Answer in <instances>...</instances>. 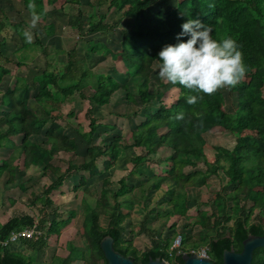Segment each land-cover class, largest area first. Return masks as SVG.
<instances>
[{
  "label": "trees",
  "instance_id": "16d2710c",
  "mask_svg": "<svg viewBox=\"0 0 264 264\" xmlns=\"http://www.w3.org/2000/svg\"><path fill=\"white\" fill-rule=\"evenodd\" d=\"M28 2L29 0H23L25 9L30 14ZM34 2L37 11L41 13L40 22L47 20L51 13L65 11L67 5L75 7L77 13L74 16L75 26L80 33L84 30V19L87 17L89 19L87 34L114 31L115 26L106 23L108 13L99 12L104 4L109 5L108 12L115 10L125 19L131 20V27L121 32V49L109 53L115 61H122L128 67L130 76L141 80L138 92L143 101L149 96L150 103L152 101L160 103L157 111L143 114L144 121L133 133V147L144 150L143 155L136 157V163L151 162L152 157L164 147L173 152L167 173L150 180L155 182L156 189H160L161 184L168 181L176 186L170 200L175 216L187 217L189 211L187 189L198 176L206 173L222 177L219 176L222 171L228 179L227 185L234 186V205L229 206L228 194L217 192L213 202L215 212L209 216L208 212L199 211L198 216L193 218L195 224L203 228L204 233L200 234L196 241L188 234L185 236L181 234L182 250L187 252L190 249L208 246L211 261L223 264L225 250L234 249L241 252L243 241L249 236H264V227L253 222L256 211L264 212V94L259 87L260 83L264 84V0H97L96 3L92 0H34ZM86 8L93 10L88 16ZM156 8L159 9L156 11ZM147 14L154 20V26L143 24V18H147ZM189 18H199L202 23L210 26L214 39L220 40L230 36L241 46L240 50L243 52L248 72L243 82L229 90L231 96L238 97L243 102L235 115L225 110L219 91L212 96H204L197 105L186 103V97L196 93H190L179 84L173 85L179 90V94L178 99L175 98L171 103L164 100L165 92L150 93L154 66L160 63L159 51L166 45L178 43L176 37L181 32V24ZM28 25L26 21L10 24L8 16L0 8V33L7 35V31L12 29L20 38L22 51L14 62L2 54L1 45L6 41V37L4 36L0 42V104L8 110L4 114L8 130L3 134L0 128V148L5 147L4 142L9 143L12 137H23L20 146H13L14 156L2 162L0 175L6 170L12 174L13 162L17 158L23 159L25 166L41 167L44 173L62 171L61 168L54 166L53 161L59 158L61 153H76L78 150L76 140L65 134L62 107L70 97L78 94L80 99L89 100L93 107L94 105L104 107L110 104L117 92L123 91L128 102L136 103L135 95L128 84H122L112 75L95 74L80 68L77 62V46L68 52L67 64L61 75L51 70V65H48L46 70L35 78L33 84L17 77L6 91L1 90L5 77L11 74L4 65L13 63L19 68L25 66L27 64L25 51L38 50L47 57L49 55L48 48L37 33H34L32 43L25 41L22 33ZM55 27L53 22L47 25L48 36L54 35ZM182 39L186 40L187 37ZM91 50L93 51L92 47ZM88 79H93L89 88L90 95H87L85 90V81ZM169 85L172 84L160 79L161 89H167ZM32 87L37 89V95L33 96L35 101L50 119L45 142L50 148H43L30 140L32 135L41 134L49 123L48 120L38 119L35 112L29 108ZM179 112L184 113V119L177 121L174 117ZM197 112L202 113L199 119ZM94 114V108H90L87 113L90 130L82 135L89 145L84 163L82 165L69 163L68 168L58 179L45 188L44 196L40 200L44 208L40 227L45 229L46 236L60 235L61 229L76 217L73 210L69 213L68 219H63V214L54 206L52 193L80 171L87 172L92 177L106 174L122 152L130 147L122 143L121 136L115 137L104 146L93 145V136L100 128L105 127L109 131H116L119 128L114 124L98 123V118ZM69 116L74 117V114ZM217 127L232 132L237 136V140L233 150L216 147V160L210 163L204 153L206 145L204 135ZM101 158H107L103 163V169L97 164ZM200 164L206 168L205 173L198 170ZM126 181L125 178L120 180L121 187L114 191L108 188L112 184L108 180L105 183L106 190L103 191L97 206L95 208L84 206L83 238L88 249L89 264H107L100 247L106 236L113 237L115 249L132 258L135 264H146L150 258H161L170 264H175V261L183 264L182 256H178L175 261L169 258L170 246L179 234L173 239L155 242L157 244L152 249L142 253L134 248L132 241L123 240L124 223L129 216L123 212L119 197L126 191ZM86 183L87 178L82 176L74 190L78 191ZM133 189L129 188L128 191ZM249 203H252V206L247 208ZM101 215L110 217L107 228L100 224ZM222 221H232L233 225H224ZM34 223L35 219L30 216L14 218L0 228L1 239L6 240L13 231L32 226ZM45 239L28 241L27 244L30 248L42 250L46 246ZM9 248L0 244V264H33L28 256L13 252ZM87 255L86 252L72 251L65 259L54 258L52 264H73L77 260L86 262ZM252 264H264V249L255 252Z\"/></svg>",
  "mask_w": 264,
  "mask_h": 264
},
{
  "label": "crops",
  "instance_id": "0c3cea01",
  "mask_svg": "<svg viewBox=\"0 0 264 264\" xmlns=\"http://www.w3.org/2000/svg\"><path fill=\"white\" fill-rule=\"evenodd\" d=\"M92 1L94 3L97 2V0H92ZM14 6H17V7L20 6L18 0H10L9 8L13 9ZM97 7H100V6H97ZM108 7H109L108 4H104L100 7V9L103 10L102 13H106V14L108 13L106 23L111 25V26H115V28L113 29L114 31L109 32V33H94V34H87V31L86 32L82 31L83 33L82 34L80 33L78 35L79 40L73 41V45L70 49L72 50L74 47L77 46V50H78L77 62L79 64L80 68H82L86 71H91L95 74H109V75L114 76L115 79L118 80L119 82H121L122 84H128L130 86V89L132 90V92L135 95L136 103L134 104L132 102H128L127 101V95L123 91L117 92L112 97L110 104H108L104 107H100L98 105H94V107H93V104L89 100L80 99L78 94H76V95L70 97L68 100H66L64 105L71 107L70 108L71 111L64 113L62 110V113L64 114L63 116L65 118V124H64V126H66L65 134L68 137L76 140V142L78 144V150L76 151V153H61L59 158H57L53 161L54 166L62 169V171L60 170V172L44 173L42 168L39 166H36V165L25 166L24 160L20 159V158H17L13 162L14 171L12 172V174L8 170L4 171V173L0 175V228H2L4 225H6L10 220H12L14 218L23 217V216H30V217L34 218L35 223H38L40 225V220L42 219V217L44 215L43 214L44 213L43 204L40 202V200L44 196L45 188L50 186L54 181H56L58 179L60 174L63 173L68 168L69 163L72 162L76 165H82L84 163V157L87 154V149H88L89 145H88L87 141L83 138L82 135L88 133L90 129L85 128L82 124L79 123L81 118H80L79 114L77 113L78 112V104H80L78 99H80L81 101L87 102V106L82 105L84 108L83 109V116L84 117L87 116L88 110L90 108H94V111H95L94 115L96 118H98V123L103 124V125H109V124L117 125L119 128L116 131L120 130V133L118 136H121L123 138L122 143L130 146L128 149H126L122 152V154L118 157L117 161L115 162L114 166L112 167V170H115L118 166H122L124 168V173L122 174V177L118 180L120 181L124 178L127 180L126 181L127 182L126 191L124 194H121V196L119 197V201L122 203L123 212H124L125 208H128V209L130 208L132 210L135 208V205H134L135 202L130 200V196H132V198L133 197L136 198V196L138 195V191L142 195L144 194L148 198V201H151V200H153L152 198H154L155 195H157V193L161 192L162 190L166 192L168 190V188L176 187L172 182H169V181L162 183L160 189L155 188V182L154 181H152L153 184L152 183L149 184L151 182L150 179H152L154 177L164 176L167 173L168 167H169V160L173 154V152L170 149L165 148V147L160 149L158 151V153L152 157L151 162H144V163H136L135 162L136 157L144 154L143 153L144 150L142 148L133 147V144H134L133 133H134V131L137 130V127L144 121V117L141 114V111L138 107V104H140V103L138 102L137 93H136L139 90L141 82H137V84L135 83V85L133 86L131 84L130 80H139V81H141V80L139 78H134V77L130 76V72H129L128 67L122 61H118V60L115 61L112 58L111 54L109 53V52H117L121 49V39H122L121 34L117 33L118 36L116 38H114L115 31L119 30L117 27L121 26V24H123V23L127 24V25H129V23H130V25H131V20L125 19L124 17H122L120 15V13H117L115 10L108 12ZM105 8H107V9H105ZM91 11L93 12L92 9H91ZM92 12H87V16L89 14H91ZM147 18H150L151 21H153V23H154V20L152 19V17L149 14H147ZM21 21H26L25 16L22 20L16 21L15 23H13V25L18 24ZM88 21H89V19H88ZM26 22L28 24L30 23L29 21H26ZM39 23H42V22H39ZM55 26H56V24H55ZM162 26L165 27V25H162ZM128 27L130 28V26H128ZM88 28H89V22H88ZM163 29H165V28H163ZM45 31H46V29H45ZM37 35L39 37H42L38 33H37ZM97 35H99V36L101 35L100 38H102L103 36L105 37V36H110V35L112 36L113 35V37H112L113 40L112 39L110 40V38L105 39L104 40V43H105L104 48L102 47V49H99L98 48L100 46L99 42L97 44L95 43L96 42L95 37ZM15 36L17 37L19 44H20L19 49L16 50V52H18L17 56H19L22 53V51H20L21 41H20V38L17 34H15ZM51 37H56V27H55L54 35L48 36L47 38H51ZM58 38H59L58 42L62 46L61 42L63 41V39H66V40L69 39L70 40L71 38H73V36H71V38H67V37H63L62 35H60V36H58ZM41 39H42V41H44L43 38H41ZM7 41H10V40H7ZM43 44H45V42H43ZM45 46H46V44H45ZM50 46H49V48L46 46L48 48V52H49L48 57L45 56L43 53H41L42 54L41 56L45 57L47 59V60H45V66L46 67H44L43 70L40 71L39 73H36L34 78L30 79V78H28V76H23V75H21V73H19V69L28 67V65H29L28 62L25 66H23L21 68L16 66L17 70H15V71L11 67V65H14L13 63L4 65V68L9 69L11 71V74H9L5 77V79L2 83V86H1V90L6 91L11 86V84L13 83L15 78H17V77H21V78L25 79L29 84H33L35 78L39 74L44 72V70H46L48 65H51V70H52V68H53V66L51 64L52 61H50L49 58L55 57L56 55H58V52H56V50L51 52ZM52 46L55 49L54 43ZM91 47L93 48V51L91 50ZM71 50H69L68 52H70ZM68 52H67V55H68ZM25 54L28 58L29 52L25 51ZM67 55H66V57H67ZM3 57L10 59L5 54L3 55ZM67 60H68V58H66V61ZM26 61H27V59H26ZM65 66H66V63L64 64L63 69H59V72L56 71V67L54 68L55 70H53V71H55L58 75H61L65 69ZM34 71H35V69H34ZM155 72H158V69L155 70ZM155 72H154V74H155ZM91 80H93V79H91ZM91 80L88 79L87 81H85L86 88L88 86L90 88V84L93 82ZM154 83H156L157 88L154 89V91L156 90L155 92H151L152 91L151 86L152 85L154 86ZM151 86H150V93L165 92L166 96L164 97V100L166 101V103H171L175 98L178 99L179 90L173 85H169V87L167 89H161L159 77L157 78V80H154V77H153V82H152ZM86 88H85V90H86ZM31 93H32V99L29 101V108L35 112V116L38 119L49 121L50 120L49 117L47 116L45 111L42 109V107L35 101V99L33 97V96L37 95V89L32 87ZM87 95H90V93H87ZM151 103H153V105H152L153 109L149 110V111L154 112L160 108L159 102L152 101ZM133 108H135V109L132 110ZM7 111H8L7 108L0 104V128H1V132L3 134L6 133L8 130V125L6 124V120L4 118V114ZM97 113H98V115H96ZM70 114H74V117H70L69 116ZM106 114L108 117L104 118V117H106L105 116ZM86 118H88V117H86ZM101 118H103V119H101ZM117 119H118V122H117ZM127 122L131 123L128 127H126ZM49 126H50V121H49L48 125L44 128V130L42 131L41 134L32 135L30 137L31 142L33 144H36V145L41 146L43 148H50V145L45 144V142L47 141L46 131L49 128ZM108 131L109 130L106 129L105 127L100 128V130H98L95 133V135L93 136L92 144L97 145V146H104L105 143L111 142V141H105V142L100 143L97 140L99 138V136L101 137V135H100L101 132L106 133ZM113 132H115V131H113ZM222 136H225V137L229 136L232 139L230 146H226L223 143L218 141V140H221ZM204 137L206 139V145L204 146V153L206 155L207 160L210 163H214L216 160V150H215L216 147H223V148H226L228 150H233L235 145H236V140H237V138H236L235 143H234V134L228 130H225L222 127L214 128L213 130L206 133L204 135ZM80 139L82 141H85L84 143L86 146H85L84 150H82V146L80 144ZM22 140H23L22 136H16V137H12L10 139L9 143H8V141L4 142L5 147L0 148V166L3 165L2 162L4 160H10L14 156L15 151L13 148L15 146L16 147L20 146L22 143ZM105 160H107V158L99 159L97 164H98V167L100 169H103V163ZM202 166L203 165L200 164L198 170H200V171L202 170V172L205 173L206 168H204V166H203V168H201ZM109 171L106 174L101 175V176H97V177H92V176H90L89 173L82 172V171L76 173L70 179H67L65 181L64 185L66 184V186L63 185L58 190H56L52 193V199L54 201V206L56 208H58L60 211V208L57 204V201L60 199L59 197H65L66 194L64 193V189L69 188L72 185V190H74V188L79 185L81 177L85 176L87 178L86 185L81 187L76 193H79V191H80V192H83V194H88L87 195L88 196L87 202H88L89 198L92 197L90 195L91 189H93L95 191L96 190L95 188H97V184L100 183L99 184L101 186L100 196H99L95 206L91 205V203L88 202V205L90 207L95 208L97 206V203L100 201L101 197L103 196V191L106 190L105 189V183L110 179V175H111V173ZM187 171L189 172L190 169H187ZM221 172H220L219 176H222ZM130 173H131V176H129ZM211 177L216 178V180H219V178H221V177H218L214 174H206L205 173V175L202 174V175L198 176L197 178H195L191 185L193 186L194 184H196L198 182V178L209 179ZM213 183H216V182H213ZM120 187L121 186L119 185V188ZM166 187H167V189H166ZM119 188L114 189V191H116V190L118 191ZM129 188H134V189H133V191H128ZM188 197H189V190H188ZM78 200L80 201V206H82V204H84V198H82L80 196V194H79ZM85 204H87V203H85ZM250 206H252V203H249L247 205V208H250ZM141 207L142 208L140 209V211L145 213L144 205L141 204ZM188 207H189V203H188ZM172 209H173V206H172ZM73 210L76 212L75 218H77L79 215V211L76 209H73ZM73 210H71V211H73ZM189 211H190V208H189ZM189 211H188V213H189ZM199 211L201 212V211H205V210H199ZM130 212L131 211H129L128 214ZM256 213L264 215V212L261 213L260 211H256L255 214ZM173 214H174V210H173ZM148 215L149 214H145V216H144L145 220H146ZM107 217H108V219H106L107 220L106 222H107V227H108L109 222H110V217L107 215H101L100 216V224L102 227H104L102 225V221H103V219H105ZM193 218H191V220ZM253 222H255V221H253ZM69 223L70 222H68L67 225ZM256 223H259L264 227V216H263L262 223L261 222H256ZM67 225H65V226L67 227ZM83 227H84V216H83ZM124 227H125V232H126L125 223H124ZM62 229H61V233H62ZM125 232H124V234H125ZM61 233H60V235H61ZM124 234H123V240H124ZM60 235L52 234L50 236H46V239H45L46 240V246L42 250L30 248L29 245L27 244L28 241H20V242L14 243L10 246L9 249L13 252H20V253L25 254L26 256H28L32 260L33 264H52V261L54 258L65 259L68 256H70V255L62 256L61 252L58 251L55 253V249L51 248L52 246L50 245V241H51L52 237H54V236L60 237ZM166 240L161 238V235L159 237L156 235L154 241L152 242L153 245L150 249H152L157 243H161V242H164ZM155 242H157V243H155ZM133 245H134V243H133ZM171 246H172V244H171ZM171 246H170V248H171ZM134 247H135V245H134ZM169 251H170V249H169ZM43 256L44 257L46 256L45 259L43 258ZM77 262H82V261L77 260L73 264H75Z\"/></svg>",
  "mask_w": 264,
  "mask_h": 264
},
{
  "label": "rangeland",
  "instance_id": "374dc122",
  "mask_svg": "<svg viewBox=\"0 0 264 264\" xmlns=\"http://www.w3.org/2000/svg\"><path fill=\"white\" fill-rule=\"evenodd\" d=\"M9 2L10 0H0V8L5 12L6 16L9 18V23L13 24L16 21H20L24 18H26V21L30 22V14L26 11L25 6L23 4V0H18L20 6H14L13 9L9 8ZM107 9V8H105ZM156 8L155 10L157 11ZM51 11V10H50ZM87 12H92L90 8H86ZM106 11V10H105ZM100 13L103 12L102 9L99 11ZM76 13V9L73 6L67 5L65 7V11L61 12H54L53 14L51 13L49 18L45 20L42 23H39L37 28L33 30V36L35 35L34 33L40 34L43 38V42H45L46 46L49 48L50 46V51H55L58 52V55L55 57L49 58L53 66L52 70H55L54 68L56 67V71L59 72V69L64 68V64H67L66 58H68L67 52L71 50L70 48L73 45V41H78V35L80 34L79 30L76 28V22L74 19ZM51 22L56 24V37H51L47 38L48 36L46 35L45 29L47 28V25L50 24ZM88 19H84V30L88 31ZM143 24L146 26H153L155 23L151 21L150 18H143ZM45 26V27H44ZM131 27L130 23L129 25L127 24H121V26L117 27L119 30L115 31L114 38H116L118 34H121L122 30H128L129 27ZM162 26V25H161ZM158 27V26H157ZM127 28V29H126ZM6 33H0V42L3 41V37H6V41L4 42L3 45H1L2 48V54L8 56L10 59H12L14 62L17 61L18 57V52L16 50L19 49L20 44L15 36L14 31L11 29V31H7ZM81 32V34L83 33ZM62 35L63 37L71 38L70 40L63 39L62 46L58 42V36ZM47 36V37H46ZM101 36V35H100ZM99 35L95 37L96 39V44L99 42V49L104 48V40L107 38H110V40H113V35L111 36H103L100 38ZM34 38V37H33ZM100 38V39H99ZM10 40V41H7ZM98 40V41H97ZM9 42V43H8ZM54 43L55 49L52 46ZM8 44V45H7ZM44 44V45H45ZM41 52L38 50L35 51H30L27 61L28 62V67L26 68H21L19 69V73L23 76H28V78H34L36 73H39L40 71L43 70L45 66V60H47L45 57L41 56ZM13 70H17L16 65H11ZM155 70L158 69V66H154ZM35 69V71H34ZM61 73V72H60ZM154 80H157L158 72H155L153 75ZM29 79V80H30ZM91 80V79H90ZM93 81V80H91ZM131 84L134 86L135 83L141 82L139 80H130ZM93 83V82H92ZM139 84V83H138ZM260 91L264 94V84L261 85L259 84ZM157 88L156 83H154V86H151V92H155L154 89ZM159 88V87H158ZM35 91V90H34ZM87 93H91L89 86L86 88ZM220 92V97L221 100L224 104V108L227 112L231 113L232 115H235L239 107L243 104L242 100L238 97L231 96L230 92L228 89H222L219 90ZM137 93V98L138 102V107L141 111V114H145L146 112H149V110H152V105L153 103H150L149 101V96H146L144 98V101L142 100L141 96ZM80 104H78V114L80 116V121L79 123L82 124L85 128L89 129V124L90 121L88 118L83 116V106H87V102L81 101L78 99ZM35 107V106H34ZM71 107L68 106H63L62 110L64 113H67L70 110ZM133 108L132 110H134ZM98 115V113L96 114ZM107 118V114L105 115ZM103 119V118H101ZM118 122V119H117ZM131 123L127 122L126 127H128ZM128 129V128H127ZM219 129V128H218ZM71 130V129H70ZM100 130V129H99ZM120 133L119 131H108L106 133L101 132L99 138L97 139L98 142L102 143L105 141H112L115 137H117ZM237 136L234 135V143L236 140ZM220 139V138H219ZM219 142L223 143L226 146L231 145L232 139L229 136H222L221 140H218ZM85 141H82L80 139V144L82 146V150L85 149ZM203 168V166L201 167ZM111 173L109 181L112 183L111 185L108 186V188H112L113 190L116 188H119V180L122 177V174L124 173V168L122 166H118L115 170H110ZM222 177L219 178V180H216V178H209V179H202L198 178V182L194 184L193 186L191 185L188 187L187 191L189 190V208L190 211L185 218H178L173 214V209L172 205L170 204V200L174 195V191L176 190V187L173 188H168V190L161 191L155 195L153 200L148 201V198L143 194H141L138 191V195L132 198L130 196V200L135 202V208L128 209L125 208L124 213L128 214L129 211H131L128 214V218L126 219L125 226H126V232L124 234V240L125 241H132L135 245V249L139 252H145L146 250L150 249L152 247V242L154 241L156 235L159 237L161 235V238L164 240L166 239H173L174 236H177L178 234L182 235H190L192 236L193 240H198L200 234L204 233L203 228H201L199 225L197 226L195 224V221L191 218L195 217L198 215L199 210H205L208 212L209 216L212 215L213 212H215V207H214V199H215V194L217 192H224L225 194H228V203L229 206L232 207L234 205V186H228L227 185V178L223 175V172H221ZM216 182V183H213ZM153 184L151 181L149 184ZM100 184V183H99ZM97 184V188L94 191L91 189L90 195L92 196L89 198V201L91 205L95 206L99 196H100V190L101 186ZM127 184V183H126ZM66 186V184L64 185ZM192 187V188H191ZM167 189V187H166ZM77 191L72 190V185L69 188L64 189V193L66 194L65 197H59L60 199L57 201V204L60 208V212L63 214L64 219H68L70 217L69 212L73 209H76L79 211V215L77 218H74L70 220V223L66 226L63 227L62 233L60 237H52L50 241V245L52 246L51 248L55 249L56 252H61L62 256L65 255H70L69 253L72 251L75 252H86V255L88 254V249L86 247L83 234H84V227H83V216H84V206L88 205L87 202V195L88 194H83V192L76 193ZM173 193V194H172ZM79 194L82 198H84V204L80 206V201L78 200ZM166 194V195H165ZM78 196V197H77ZM135 198V199H134ZM125 202V201H124ZM130 202V201H129ZM128 202V203H129ZM87 203V204H85ZM141 204L144 205L145 208V213L140 211ZM83 216H82V215ZM145 214H149L146 218L144 219ZM263 214L256 213L253 216V221L255 222H261L263 221ZM107 218L103 219L102 225L104 228L107 227ZM262 220V221H261ZM224 225H229L232 226L233 222L232 221H222ZM206 238V237H203ZM54 245V246H53ZM134 253V252H132ZM46 257V256H45ZM43 256V258L45 259ZM90 258L89 255H87V260L86 262H77L75 264H89ZM103 264V263H100Z\"/></svg>",
  "mask_w": 264,
  "mask_h": 264
},
{
  "label": "clouds",
  "instance_id": "9594fccd",
  "mask_svg": "<svg viewBox=\"0 0 264 264\" xmlns=\"http://www.w3.org/2000/svg\"><path fill=\"white\" fill-rule=\"evenodd\" d=\"M27 7L31 19L22 34L27 43H32L33 30L41 20V13L34 0H29ZM176 39L178 43L166 45L158 53V76L162 81L179 84L190 93H196L186 97L188 105H197L204 96H212L222 89L231 90L245 80L248 68L241 46L232 37L214 39L210 26L199 18H189L181 24ZM196 115L199 119L202 113ZM174 119L183 120L184 113H177ZM198 258L205 259L202 255Z\"/></svg>",
  "mask_w": 264,
  "mask_h": 264
},
{
  "label": "water",
  "instance_id": "95a60500",
  "mask_svg": "<svg viewBox=\"0 0 264 264\" xmlns=\"http://www.w3.org/2000/svg\"><path fill=\"white\" fill-rule=\"evenodd\" d=\"M114 243V238L111 236H106L101 241L100 247L107 264H135L132 258L118 252L114 247ZM258 249H264V236H249L243 241L241 252H237L234 249L224 251L223 264H252L255 252ZM179 256H182L183 264H215L210 258L200 259L195 254L184 253ZM175 263L180 264L176 261ZM146 264H168V262L161 258H150Z\"/></svg>",
  "mask_w": 264,
  "mask_h": 264
},
{
  "label": "built area",
  "instance_id": "2783aa9c",
  "mask_svg": "<svg viewBox=\"0 0 264 264\" xmlns=\"http://www.w3.org/2000/svg\"><path fill=\"white\" fill-rule=\"evenodd\" d=\"M50 226V224H48ZM45 239V229H42L38 223H35L32 226L22 228L17 231H13L8 239L3 240L0 236V244L4 247H10L12 244L20 242V241H39L41 239ZM183 245V236L179 234L172 243V246L169 251V258L175 261V258L181 254L188 253V254H195L198 257L201 255L204 258H209V247L208 246H201L197 249H190L187 252L182 250ZM168 262V261H167ZM168 264H170L168 262ZM177 264V263H175Z\"/></svg>",
  "mask_w": 264,
  "mask_h": 264
}]
</instances>
